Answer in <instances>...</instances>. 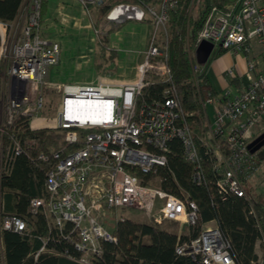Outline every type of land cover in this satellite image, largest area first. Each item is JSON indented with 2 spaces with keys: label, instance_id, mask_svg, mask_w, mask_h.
Segmentation results:
<instances>
[{
  "label": "built area",
  "instance_id": "1",
  "mask_svg": "<svg viewBox=\"0 0 264 264\" xmlns=\"http://www.w3.org/2000/svg\"><path fill=\"white\" fill-rule=\"evenodd\" d=\"M78 1L83 6L102 2ZM259 1L231 0L211 6L193 44L186 43L194 81L202 65L195 61L193 49L202 39L213 48L248 55L243 88L235 92L225 87L202 102L205 130L197 142L184 122L167 64V10L173 0L115 2L105 19L117 23L148 18L152 26L133 80L53 83L59 99L55 114L45 120L41 119L42 89L50 66L58 60L59 44L42 31L41 0H24L12 20L0 19V79L5 86L0 106V176L19 154L48 161L42 191L28 198L24 212L3 209L0 199V231L37 238L40 243L30 252L34 259L46 252L72 264H99L102 241L116 240L109 226L126 218L118 210H136L157 226L163 220L194 224L195 202L185 193L179 196L162 187L160 169L167 165L173 138L180 140L183 157L192 164V182L202 180L201 145L219 172L214 184L220 199L229 193L244 194L242 182L256 171L257 152L264 150V144L254 151L247 147L259 133L254 125L259 121L264 125V5ZM129 7L134 10H126ZM115 9L119 11L112 14ZM252 43L262 58L257 69L250 56ZM225 72L234 75L230 68ZM156 80L167 82L160 97L144 99L143 86ZM77 100H97L95 116L76 110ZM206 104L212 106L211 118ZM15 123L58 131L60 140L48 149L40 148L39 137L16 135L10 128ZM38 219L42 229L37 227ZM174 252L204 264H235L229 241L214 219L202 222L195 236L177 240Z\"/></svg>",
  "mask_w": 264,
  "mask_h": 264
},
{
  "label": "trees",
  "instance_id": "2",
  "mask_svg": "<svg viewBox=\"0 0 264 264\" xmlns=\"http://www.w3.org/2000/svg\"><path fill=\"white\" fill-rule=\"evenodd\" d=\"M24 0H0V19L12 20ZM120 0H102L95 6L97 17L105 19L111 6ZM168 7L167 20V64L171 83L174 84L184 122L190 128L197 142V137L204 134L205 117L202 102L218 94L204 68L196 77L192 76L189 57L185 51L186 43L191 46L195 35L211 6H223L231 0H173ZM44 0H41V6ZM93 4H88L91 6ZM143 20L148 21L147 18ZM106 22L109 20L105 19ZM101 29L96 44L98 57L94 59V68L108 73L114 68L116 52L108 46L107 33ZM235 83V75L229 79ZM167 82L156 80L148 82L142 88V97H160V91ZM16 135H35L41 142L40 148L48 149L56 145L61 133L46 128L30 129L26 124L15 123L10 127ZM5 145L7 139H5ZM199 144V143H198ZM201 154L200 169L202 180L195 184L190 179L192 164L185 160L181 142L173 138L169 142L167 165L160 169L162 187L167 191L191 199L197 206V219L187 225L183 234L164 229L160 226L133 218H123L113 223L112 232L115 241H102V257L99 264H204L188 255L176 254L174 245L177 240L195 236L200 231L202 222L214 219L216 225L229 241L231 256L235 264H264V195L254 192L249 179L264 186V150L258 151L256 171L242 182L244 194L229 193L220 199L215 191V179L218 170L209 153L198 145ZM48 161L29 160L24 154L14 157L7 173L0 176V190L3 195L5 210L24 212L30 196L42 191L43 172ZM264 191V189H262ZM252 209V211H249ZM37 227L42 229V221L37 220ZM262 238V239H261ZM260 254L255 251L256 244ZM33 236L23 235L11 230L0 231V264H72L65 258L41 252L34 259L30 252L39 245Z\"/></svg>",
  "mask_w": 264,
  "mask_h": 264
},
{
  "label": "crops",
  "instance_id": "3",
  "mask_svg": "<svg viewBox=\"0 0 264 264\" xmlns=\"http://www.w3.org/2000/svg\"><path fill=\"white\" fill-rule=\"evenodd\" d=\"M259 3L264 5V0H260ZM59 4L63 7V10L64 5H70L72 6L71 8L73 6L87 8L86 5H81L78 0H44V5L41 6L40 12L42 31L49 39L56 40L61 45V53L58 60L50 66L47 73V77L51 80L50 82H95L99 78L114 83L132 81L134 78V66L140 61L142 50L147 46L152 32L149 19L147 18L148 21H146L127 18L122 21L128 22L119 29H117L118 23L122 21L117 23L109 21L113 29L107 33L108 46L115 50L116 57L114 58L113 70L105 73L94 68L93 62L98 55L97 53L90 55L87 52V49L90 50L91 48L86 46L84 41H81L80 35L82 32L79 28L71 29L70 34L67 36L58 34L56 30L54 31L52 23L49 21H53V19L49 18L52 16V8L54 6L57 8ZM52 17L56 18V16ZM53 24L56 25V22H53ZM82 25L86 26L87 24ZM250 52L255 69H257L262 63V58L255 43L251 44ZM247 58L248 55L241 51L234 53L218 46L211 50L203 68L218 93L225 87H229L232 90L235 89V92L243 88L245 83L243 73L247 68ZM227 68L233 70L236 79L235 83H230L229 79L231 76L225 72ZM207 106H210L211 116L212 106L206 104V112L208 111ZM261 124L263 125V123ZM263 128L264 125L257 131L260 132ZM257 254H260V249Z\"/></svg>",
  "mask_w": 264,
  "mask_h": 264
},
{
  "label": "rangeland",
  "instance_id": "4",
  "mask_svg": "<svg viewBox=\"0 0 264 264\" xmlns=\"http://www.w3.org/2000/svg\"><path fill=\"white\" fill-rule=\"evenodd\" d=\"M97 4H93L91 6H87V8H84L82 6L76 7L73 6V8H71L72 6L70 5H64V10L63 7L60 6V4L58 5L57 8H55V6L52 8L51 12H52V16H56V18H53L52 16L49 19H53L49 20L52 24V27L54 28V31L56 30V32L60 35H64L67 36L68 34H70L71 29H75V28H79V30L82 32V34L80 35L81 37V41H84V44L86 46H89L91 49L88 50L87 52L90 53V55H94V53H97L98 47L96 44V38L98 37L100 30L102 29L103 31L109 27H112L109 22H106L104 18L102 17H97L96 15V9L95 6ZM20 8V7H19ZM71 9V10H70ZM19 10V9H18ZM66 12V14H65ZM55 19V21H54ZM53 22H56V25L53 24ZM128 21H122L120 23H118V27L117 29H119L121 26L125 25V23ZM133 22V21H132ZM87 24L86 26L82 25V24ZM82 25V26H81ZM79 26V27H78ZM112 31V30H111ZM59 44V55L61 53V45ZM58 55V57H59ZM51 80L49 79V77L46 76L45 78V82H44V87L42 89V96H43V109H42V113H43V117L41 119L45 120L46 116H50L52 114H55V109L58 103V99H59V95L58 92L55 90V88L53 87V82H50ZM5 86L3 85V83L1 82L0 79V106L1 103L3 102V100H5ZM207 114L208 117L211 118L210 116V106H207ZM38 119H33V121H36ZM263 125L261 124V122L259 121L258 123H256L254 125L255 131L259 130L260 128H262ZM258 132V131H257ZM250 185L253 187L254 192H259L262 191L263 195H264V191L262 189H264V186H262V184L260 183H256L255 179L252 177L249 179ZM0 199L3 201V195L1 194ZM4 209V208H3ZM119 212L121 211V213L123 215H125L128 218H133L136 220H140V221H144L147 222V219L138 211L136 210H126V209H121L118 210ZM113 224L109 226V228H112ZM158 226L170 230V231H175L176 233L179 234H183L186 232L187 230V225L183 222H179V221H172V220H163ZM262 239V238H261ZM256 251L257 253H259V246H258V242L256 245Z\"/></svg>",
  "mask_w": 264,
  "mask_h": 264
},
{
  "label": "water",
  "instance_id": "5",
  "mask_svg": "<svg viewBox=\"0 0 264 264\" xmlns=\"http://www.w3.org/2000/svg\"><path fill=\"white\" fill-rule=\"evenodd\" d=\"M212 43L207 40H200L193 49V55L195 61L203 65L207 61L210 52L212 50ZM262 144H264V131L259 132L256 134L247 144V147L249 148L250 151H254L257 148H259Z\"/></svg>",
  "mask_w": 264,
  "mask_h": 264
},
{
  "label": "bare ground",
  "instance_id": "6",
  "mask_svg": "<svg viewBox=\"0 0 264 264\" xmlns=\"http://www.w3.org/2000/svg\"><path fill=\"white\" fill-rule=\"evenodd\" d=\"M87 5L88 4H86V6ZM126 10L132 11V10H134V7L126 8ZM40 11H41V7H40ZM118 11H119L118 9H115L114 11H112V14H115ZM212 49H213V47H212ZM203 65H202V68H203ZM75 102H76V104H75L76 110L85 112L83 116H90V117L91 116H95L96 110H97V108L99 106V103H98L97 100H77Z\"/></svg>",
  "mask_w": 264,
  "mask_h": 264
}]
</instances>
